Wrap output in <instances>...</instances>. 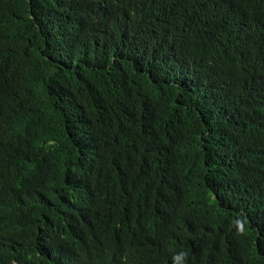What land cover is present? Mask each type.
I'll return each instance as SVG.
<instances>
[{
	"label": "trees",
	"instance_id": "1",
	"mask_svg": "<svg viewBox=\"0 0 264 264\" xmlns=\"http://www.w3.org/2000/svg\"><path fill=\"white\" fill-rule=\"evenodd\" d=\"M0 264H264V0H0Z\"/></svg>",
	"mask_w": 264,
	"mask_h": 264
}]
</instances>
